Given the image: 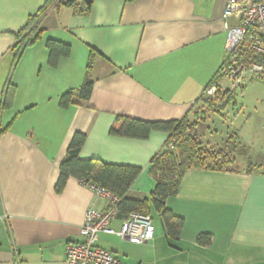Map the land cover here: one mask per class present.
I'll return each instance as SVG.
<instances>
[{
    "label": "crops",
    "instance_id": "obj_1",
    "mask_svg": "<svg viewBox=\"0 0 264 264\" xmlns=\"http://www.w3.org/2000/svg\"><path fill=\"white\" fill-rule=\"evenodd\" d=\"M48 1L0 0V264H69L67 244L80 240L87 209L108 208L76 177L56 189L76 132L86 136L82 159L141 169L127 197L146 200L154 239L135 243L100 233L98 240L124 264H264V148L255 140L264 124L252 117L247 129L246 120L231 133L220 131L208 126L206 109H196L226 61L223 13L229 0H90L86 11V0L74 6L51 0L40 13ZM33 17L39 37L16 58L18 34ZM49 40L69 45L70 54L52 63ZM87 79L94 84L90 99L74 97L62 106V96ZM8 82L14 96L5 106ZM253 83L242 90L241 109L250 116L264 110V92ZM233 95L228 104L213 103L209 113L230 122L226 110L236 104ZM118 117L187 119L205 148L223 147L233 135L248 153L242 156L259 167L188 170L178 194L166 200V209L183 219L174 238L151 200L156 180L150 162L169 133L113 135ZM124 219L119 214L111 227L120 230ZM201 234L210 235L211 243H200Z\"/></svg>",
    "mask_w": 264,
    "mask_h": 264
},
{
    "label": "trees",
    "instance_id": "obj_2",
    "mask_svg": "<svg viewBox=\"0 0 264 264\" xmlns=\"http://www.w3.org/2000/svg\"><path fill=\"white\" fill-rule=\"evenodd\" d=\"M50 3L51 0L44 5L40 13L45 11ZM86 3L83 2V11L90 8V4ZM75 4V0H68L66 2L68 6H74ZM18 37L20 41L16 47V58L19 57L28 45L39 37L36 17L30 19L28 25L18 34ZM47 45L50 49L51 61L54 64L59 57L70 54L71 49L67 44L49 40ZM225 64L224 62L220 71L208 86L221 75L223 76L222 70ZM93 86V82L87 79L84 85L76 92L69 91L64 94L60 101L61 105L64 107L70 105L73 103L74 97H77L79 100H89L92 95ZM231 93V91H226L222 94L220 102L224 104L232 102L233 97L230 96ZM13 96L14 87L8 82L4 90L5 106L11 103ZM117 122L120 123L119 126L112 127L110 131L113 135L147 139L150 133L155 130L169 133L164 146L154 155L150 162V173L156 180V187L151 194V200L161 213L168 233L172 237L177 238L183 227V219L175 217L166 209V200L178 194L186 172L192 168L216 171L231 170V166L236 163V160L230 156L227 147H230L231 142L235 143L233 135L228 136L224 141L223 147L205 148L191 134L190 130L195 124L190 123L187 119L150 122L129 117H118ZM2 132L3 130L0 129V133ZM85 140L86 136L83 133L76 132L73 135L68 146L67 157L59 168V177L56 185L57 191L61 192L64 189L69 178L76 177L81 181L94 182L98 186L105 187L116 193L121 198L119 204L120 215L125 218L134 211L148 213L145 208L146 200H133L127 197L128 191L140 175L141 169L124 165H109L94 159H82L80 157V150ZM171 146L174 149H170ZM198 241L210 244L211 236L201 234L198 237Z\"/></svg>",
    "mask_w": 264,
    "mask_h": 264
},
{
    "label": "built area",
    "instance_id": "obj_3",
    "mask_svg": "<svg viewBox=\"0 0 264 264\" xmlns=\"http://www.w3.org/2000/svg\"><path fill=\"white\" fill-rule=\"evenodd\" d=\"M228 32L227 57L222 70L230 89L242 87L247 81L264 78V0H229L223 13ZM233 19L235 23H230ZM170 149H174L173 146ZM108 201L100 211L89 207L80 229V240L67 244L69 264H124L113 252L99 246L100 233L116 234L124 240L147 243L154 239L155 227L150 214L134 211L116 231L111 223L120 214L121 198L94 182L81 181Z\"/></svg>",
    "mask_w": 264,
    "mask_h": 264
},
{
    "label": "rangeland",
    "instance_id": "obj_4",
    "mask_svg": "<svg viewBox=\"0 0 264 264\" xmlns=\"http://www.w3.org/2000/svg\"><path fill=\"white\" fill-rule=\"evenodd\" d=\"M252 82H254L253 84L259 83L261 89L260 91L264 92V78H261L259 80L254 79L250 82L247 81L242 87L231 90L230 81L229 79H226L225 75L223 74V76L221 75L210 86H208L205 89L202 96L200 97V99L198 100V102L196 103V109H206V112L208 113L209 117H211L207 119L208 126H213V127L216 126V128H218L219 130L221 129L222 131H226V132L229 130L231 133L232 130H235L236 128H240L244 124V122H246V120H247L246 124L248 126L246 127V129L249 128L250 125H252V117L254 118L260 117L259 119H261L262 123L264 124V110L261 113H251L252 115L250 116V111L248 110L243 111L241 109L243 87L246 86L248 83H252ZM226 91H231V92L234 91L233 103H236L233 106L228 107V109L226 110V114H228V116L231 117L230 118L231 120L228 123L219 120L214 113H212L213 115L209 113L210 106H213V103H219L221 95L224 94ZM239 113H240L239 118L234 120V117L237 116V114ZM248 119H251L250 120L251 122H249ZM193 127H195V125ZM220 134H222V132H220ZM255 135H256L255 137L256 143L260 142V145L264 148V127H258V131L255 133ZM227 148L230 153V156L236 160V163L233 164L231 168H237V166H239V168H246V169L259 167L258 166L260 163L259 161L255 159L251 161L247 156L246 157L242 156L244 155V153L246 155L248 154L244 147H239L234 142H231L230 147ZM262 153H264V150ZM154 217L156 220L157 219L156 215H154Z\"/></svg>",
    "mask_w": 264,
    "mask_h": 264
},
{
    "label": "water",
    "instance_id": "obj_5",
    "mask_svg": "<svg viewBox=\"0 0 264 264\" xmlns=\"http://www.w3.org/2000/svg\"><path fill=\"white\" fill-rule=\"evenodd\" d=\"M88 4H90V0H86Z\"/></svg>",
    "mask_w": 264,
    "mask_h": 264
}]
</instances>
